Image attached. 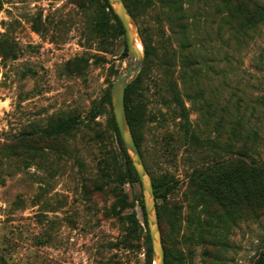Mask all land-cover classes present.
Returning <instances> with one entry per match:
<instances>
[{
	"label": "rangeland",
	"instance_id": "obj_1",
	"mask_svg": "<svg viewBox=\"0 0 264 264\" xmlns=\"http://www.w3.org/2000/svg\"><path fill=\"white\" fill-rule=\"evenodd\" d=\"M169 2L125 0L136 37L158 53L180 34ZM183 7L205 61L190 87L179 83L187 119L157 58H143L129 82L143 163L151 181L167 188L155 200L162 241L171 264H254L264 252V196L248 203L229 196L219 206L185 189L194 171L237 156L249 128L264 157V17L240 42L223 0ZM0 32V264H146V243L134 238L132 223L133 213L144 220L139 180H115L122 151L104 96L128 52L109 8L103 0H0ZM68 115L76 123L59 137L19 133Z\"/></svg>",
	"mask_w": 264,
	"mask_h": 264
},
{
	"label": "trees",
	"instance_id": "obj_2",
	"mask_svg": "<svg viewBox=\"0 0 264 264\" xmlns=\"http://www.w3.org/2000/svg\"><path fill=\"white\" fill-rule=\"evenodd\" d=\"M103 1L109 8L112 17L116 22L119 33L124 34L121 22L113 12L110 4L107 2V0ZM123 1L125 3V0ZM169 1V4L171 7H173L172 10H174L176 13L173 17L174 23L172 27L174 26V28H176V33H180L178 35L177 44L175 46L167 47L163 52L158 53L156 49L150 48L149 45L144 42V58H146V60H149L152 57L157 58V62L160 64V66H162L163 73L170 76L169 81L175 88L173 100L180 105V116H182L184 119H187L189 108L185 106L181 97L179 83L182 82L183 84H188V87H190L192 85L191 83L194 81V78L200 71L199 68L201 66H205V61H203L195 51L196 43L189 34L191 22L189 20V16L185 14L183 7V2L186 0ZM223 1L225 7L229 10L228 15L229 18L231 17L229 22H233V20L235 22V24H233L235 36L238 37L237 34H239V32L241 33V36H244L241 37L240 40L237 38L238 41L242 42L247 36V33H249L251 30H254L262 21L264 17V5L255 0ZM244 4H246L245 7L243 6ZM125 5L127 6L126 3ZM5 43L6 38L4 33L0 32V55L3 54ZM123 43L124 51H127L125 41H123ZM173 73H176L175 79L173 78ZM178 79H180V81ZM133 83L134 82L129 83L125 88L124 106L128 124L130 126L134 141L140 152V141L138 135L140 121L136 116L135 110L133 109L131 98ZM104 101H106L111 106L108 93L104 96ZM75 123L76 120L73 115L56 117L53 119L47 118L46 123L43 125H38L34 122L28 123L26 130L20 131L19 133L24 140H32L31 138L35 137L43 141L65 134V132ZM111 123L121 146V156L123 161V167L117 171L115 180L119 183L126 181H138V175L124 148L113 114L111 115ZM230 129L235 135L240 133V131H242L241 123L239 121L233 123ZM257 138L258 132L255 129L249 128L244 135L242 142L243 144H241L242 146L235 150V154L237 156L230 157L228 160H225L222 163L208 166L206 169L194 171L189 176V179L186 183L185 195L213 196L219 206H224L229 201V196H242L246 203L249 202L248 199L250 196H264V157L257 156ZM15 139L19 138L16 137ZM12 144V140H7L3 143V154L6 156L11 155L9 150H11L13 147ZM36 151L37 149H30V154L37 155ZM38 156H41V154ZM152 185L155 194V200L160 196L164 197L166 195L167 188L162 186V189H160L159 185L153 182ZM125 197L126 194H122L123 200H125ZM156 210L161 231V238L163 239L160 219L161 217L159 205L157 203ZM132 223L134 225V238L136 240L143 239V241L146 243V264H151V247L146 221L144 219L143 224H141L133 213ZM162 245L164 248V264H171V255L164 247L163 241ZM254 264H264V252L259 255Z\"/></svg>",
	"mask_w": 264,
	"mask_h": 264
},
{
	"label": "water",
	"instance_id": "obj_3",
	"mask_svg": "<svg viewBox=\"0 0 264 264\" xmlns=\"http://www.w3.org/2000/svg\"><path fill=\"white\" fill-rule=\"evenodd\" d=\"M121 22L124 31V40L128 52V61L116 74L111 84L110 97L113 117L130 161L138 175L139 184L143 194V218L146 221L151 247L152 264H164V248L158 222L155 194L149 173L147 172L134 141L127 121L124 93L128 83L138 74L144 58V46L138 50L135 46L136 30L132 16L123 0H107Z\"/></svg>",
	"mask_w": 264,
	"mask_h": 264
},
{
	"label": "bare ground",
	"instance_id": "obj_4",
	"mask_svg": "<svg viewBox=\"0 0 264 264\" xmlns=\"http://www.w3.org/2000/svg\"><path fill=\"white\" fill-rule=\"evenodd\" d=\"M135 46L138 50H142L141 42L139 41V39H135Z\"/></svg>",
	"mask_w": 264,
	"mask_h": 264
}]
</instances>
